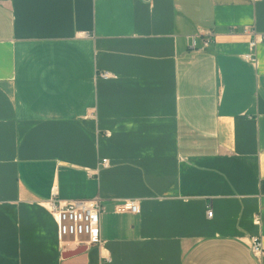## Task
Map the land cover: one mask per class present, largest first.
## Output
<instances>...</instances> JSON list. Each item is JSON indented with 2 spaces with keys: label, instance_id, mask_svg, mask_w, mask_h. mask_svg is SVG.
<instances>
[{
  "label": "crops",
  "instance_id": "crops-1",
  "mask_svg": "<svg viewBox=\"0 0 264 264\" xmlns=\"http://www.w3.org/2000/svg\"><path fill=\"white\" fill-rule=\"evenodd\" d=\"M0 264H264V0H0Z\"/></svg>",
  "mask_w": 264,
  "mask_h": 264
},
{
  "label": "built area",
  "instance_id": "built-area-1",
  "mask_svg": "<svg viewBox=\"0 0 264 264\" xmlns=\"http://www.w3.org/2000/svg\"><path fill=\"white\" fill-rule=\"evenodd\" d=\"M197 37H192L191 48L195 49L197 45ZM211 43L209 37L203 40V46H208ZM256 41L250 44L254 48ZM250 62L255 59L251 56H246ZM101 78H109L108 73L101 74ZM102 167H107V161L103 160ZM56 188L52 190L51 198L44 203L46 210L52 215L57 228L60 239H68L73 246H99L100 239V220L101 216L106 213V208L100 200L91 201H60L57 199ZM114 212L117 214L131 213L139 214L140 206L137 202L125 200L119 202L114 207ZM208 216L211 212H207ZM250 248L255 256L263 255L261 243L258 238L253 237L250 240Z\"/></svg>",
  "mask_w": 264,
  "mask_h": 264
},
{
  "label": "water",
  "instance_id": "water-1",
  "mask_svg": "<svg viewBox=\"0 0 264 264\" xmlns=\"http://www.w3.org/2000/svg\"><path fill=\"white\" fill-rule=\"evenodd\" d=\"M81 248L80 247H77L75 248V250L72 252V253H76L77 251H79Z\"/></svg>",
  "mask_w": 264,
  "mask_h": 264
},
{
  "label": "bare ground",
  "instance_id": "bare-ground-1",
  "mask_svg": "<svg viewBox=\"0 0 264 264\" xmlns=\"http://www.w3.org/2000/svg\"><path fill=\"white\" fill-rule=\"evenodd\" d=\"M81 245H86V244H81Z\"/></svg>",
  "mask_w": 264,
  "mask_h": 264
}]
</instances>
